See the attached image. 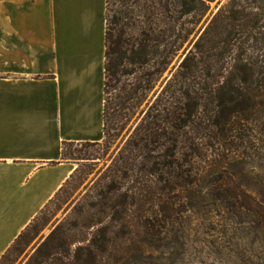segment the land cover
Here are the masks:
<instances>
[{
	"label": "trees",
	"instance_id": "16d2710c",
	"mask_svg": "<svg viewBox=\"0 0 264 264\" xmlns=\"http://www.w3.org/2000/svg\"><path fill=\"white\" fill-rule=\"evenodd\" d=\"M210 2L107 0L105 137L115 126L124 129L133 117L135 123L100 187L95 205L100 210L88 227L96 228L91 238L72 239L60 223L27 264H105L112 247L114 255H123L116 249L119 244L113 245L116 236L123 233L129 244L136 227L147 230L141 242L151 246L156 222L176 208L173 194L195 184L188 181L180 150L188 149L183 156L196 159L207 137L223 146L242 139L234 135L238 132L255 128L264 133V0H230L216 13ZM179 55L180 63L172 66ZM99 144L65 142L63 160L70 161L67 147ZM196 176L191 171V179ZM242 188L232 191L244 190V196L236 194L230 205L256 211L262 222L264 199ZM32 228L0 264L17 246H29L39 233L36 228L30 235Z\"/></svg>",
	"mask_w": 264,
	"mask_h": 264
},
{
	"label": "crops",
	"instance_id": "0c3cea01",
	"mask_svg": "<svg viewBox=\"0 0 264 264\" xmlns=\"http://www.w3.org/2000/svg\"><path fill=\"white\" fill-rule=\"evenodd\" d=\"M107 0H0V261L105 138Z\"/></svg>",
	"mask_w": 264,
	"mask_h": 264
},
{
	"label": "rangeland",
	"instance_id": "374dc122",
	"mask_svg": "<svg viewBox=\"0 0 264 264\" xmlns=\"http://www.w3.org/2000/svg\"><path fill=\"white\" fill-rule=\"evenodd\" d=\"M210 1L211 12L216 13L230 0ZM179 63L180 55L172 66ZM167 75L168 72L164 77ZM134 123L135 117L122 130L115 126L98 146L67 147L65 158L77 164L75 173L32 223L30 235L38 228L37 237L28 247L17 246L4 264H27L40 241L60 223L72 239L91 238L96 228L88 227L92 216L100 210L95 207L100 200V187L107 181L109 167L122 150ZM234 135L242 139L228 141L223 146L213 145L214 141L207 137L204 144L208 145L196 159L183 156L188 149L180 150L181 163L189 171L188 181L195 180L194 186L173 194L176 208L164 212L161 221L156 222L157 227L150 232L155 238L151 246L141 242L147 233L141 227L132 229L129 244L123 240V233L114 235L113 245L117 242L116 249L123 255H114L115 247H112V255L105 264H264V220L260 221L261 215L256 211L238 209V205L232 207L229 202L236 194L244 196V190L232 192L236 186H242L253 198L264 199V133L251 128ZM191 171L197 174L195 178L191 179ZM109 221L105 218L106 223ZM125 242L127 246L123 245ZM125 248H128L126 254Z\"/></svg>",
	"mask_w": 264,
	"mask_h": 264
}]
</instances>
